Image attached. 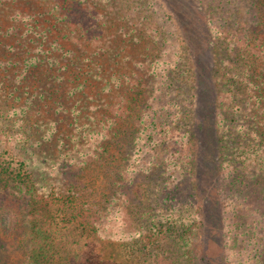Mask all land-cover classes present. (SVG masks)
Instances as JSON below:
<instances>
[{
	"label": "trees",
	"instance_id": "obj_1",
	"mask_svg": "<svg viewBox=\"0 0 264 264\" xmlns=\"http://www.w3.org/2000/svg\"><path fill=\"white\" fill-rule=\"evenodd\" d=\"M192 1L222 64L208 85L223 257L264 264V0ZM170 2L0 0V196L22 200L18 213L0 205V231L19 237L24 264H129L108 243L121 232L203 264L199 111L209 79ZM46 139L66 145L69 162L119 161L121 199L110 213L139 212L148 227L121 221L107 236L73 206L71 189L36 187L30 154ZM121 141L129 144L116 155ZM154 176L148 205L140 193Z\"/></svg>",
	"mask_w": 264,
	"mask_h": 264
},
{
	"label": "rangeland",
	"instance_id": "obj_2",
	"mask_svg": "<svg viewBox=\"0 0 264 264\" xmlns=\"http://www.w3.org/2000/svg\"><path fill=\"white\" fill-rule=\"evenodd\" d=\"M170 1L177 13L183 18V23L188 27L189 37L198 57V71H202L203 75L205 73V79L208 78L210 82L203 81L201 83L202 90L205 93L209 92L210 97L201 101L199 111L201 126L199 182L208 200L203 264H227L223 257V246L221 243L220 215L217 206V147L213 138L215 132L210 113L213 107V100L215 102V98L211 96L212 93L214 95L213 90L211 89L210 92V86L212 88L211 78L218 71L219 66L222 67V64L216 62L219 55H213V50L207 39L204 38L206 36L205 23H203V17L193 1ZM203 44L207 46L203 47ZM220 71L221 68L218 73ZM122 142L117 145L118 147H114L111 150L114 154L119 155V152L127 149L129 142L124 141L123 145L127 143L126 148L123 146L121 149ZM64 146L66 145L59 146L54 139H46L41 145L33 148V152L30 154V161L36 187L38 184L56 185L61 188V193L64 194H68L67 189H71V192L77 195L73 206L83 210V213H85L84 219L88 217L91 220L90 222H97L95 226L99 230L104 231L107 236H111L110 234L117 228V223L121 221H127L128 224L125 228L129 231H144L151 221L149 217L141 216L137 212L138 215L135 217L127 215L126 218L123 217L120 220H116L113 214L110 213L109 207L112 209L115 198L119 197L121 199L118 194L121 191L119 186V161H112L109 158L103 163H97L91 159L86 164L87 166L85 164H83L85 166L79 165V162H69L66 159L68 157H66L67 153H63ZM83 157L85 155L81 156V159ZM152 178L147 181L144 186L145 189L140 193V197L146 201V204H150L155 200L154 189L157 178L156 176ZM70 183H73V185H69ZM16 194L10 193V195L4 194L5 196H0V205L10 206L15 212H20L21 207L19 204L22 200L17 199L19 197ZM13 195L17 197L14 199ZM139 206L141 207L142 205ZM132 212L135 213L133 208ZM117 236L121 240L113 241L111 238L110 240L107 239L111 241L108 242L109 246L112 251L119 253L129 264H185L181 252L172 244L168 246L167 241L148 243L145 241V237L142 239V235L133 242H127L122 240L125 238L122 232ZM144 242L147 243L146 247ZM24 258L25 256L19 247V237L0 231V264H24Z\"/></svg>",
	"mask_w": 264,
	"mask_h": 264
}]
</instances>
